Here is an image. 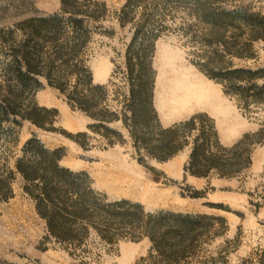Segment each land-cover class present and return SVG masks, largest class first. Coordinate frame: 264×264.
I'll return each instance as SVG.
<instances>
[{
	"label": "rangeland",
	"instance_id": "374dc122",
	"mask_svg": "<svg viewBox=\"0 0 264 264\" xmlns=\"http://www.w3.org/2000/svg\"><path fill=\"white\" fill-rule=\"evenodd\" d=\"M133 1L121 21L126 0H0V94L14 84L7 67L23 42L39 50L43 74L50 70L21 99L23 108L46 109L42 127L0 115V264H166L145 236L108 242L91 232L80 247L49 238L15 168L32 136L62 149L60 165L85 171L108 200L209 216L174 264H264V0ZM75 11L85 22L73 52L56 47L70 39L67 27L62 35L31 27L33 19ZM140 26L158 33L150 57L157 122L140 133L156 140L162 129L197 116L180 130L183 147L165 160L135 143L124 119L125 55L131 43V51L141 49V32L134 39ZM236 69L254 76L226 78ZM211 128L215 136L204 141ZM198 135L220 170L206 163L205 175L186 172Z\"/></svg>",
	"mask_w": 264,
	"mask_h": 264
},
{
	"label": "trees",
	"instance_id": "16d2710c",
	"mask_svg": "<svg viewBox=\"0 0 264 264\" xmlns=\"http://www.w3.org/2000/svg\"><path fill=\"white\" fill-rule=\"evenodd\" d=\"M133 0H126L120 13V20L127 16V10L133 4ZM82 13L71 12L68 17L53 14L47 17H39L31 22L38 23L39 30L44 29L53 34L59 32L62 35L64 27L70 29V39L63 45L56 44L62 49L73 52L78 43L75 40L81 38L85 19ZM30 23V21L28 22ZM141 28V26H140ZM39 32V31H38ZM34 31L36 35L39 33ZM136 34L141 32V48L139 51H131V45L125 55V64L128 71L129 89L126 99V110L129 115L124 116L126 125L131 129V135L135 143H143L148 146L158 160H165L180 150L184 141L181 139L180 130L185 125H193L196 117L162 129L154 138H145L140 133L141 128L150 122H157V114L153 107L154 71L151 68L150 57L153 52V43L158 33L156 28L148 30L136 29ZM57 40L56 35L51 37ZM75 42V45L69 43ZM69 46V47H68ZM74 47V48H73ZM68 48V49H67ZM38 49H30L26 43H22L13 51V64L7 67L8 77L14 82L7 85L0 94V115L8 118L10 115L20 116L33 124L42 127L41 111L44 108H23L21 99L39 84L38 75L50 78V70L43 74L37 63ZM74 54V53H73ZM248 73L249 70L236 69L226 73V78ZM213 78L220 77V73L210 74ZM218 76V77H217ZM241 77V75H240ZM90 83V77H88ZM2 91V92H3ZM71 98V97H70ZM80 102L79 106H82ZM199 117V116H198ZM202 139L207 136H215L212 128L210 133L202 132ZM157 143L150 146L149 140ZM200 135L192 142L186 172L200 176L207 174L210 163L215 164V158L204 150L199 143ZM206 153V154H205ZM160 154V155H159ZM63 156L60 148H47L36 136L30 137L24 144L22 156L16 161L15 168L23 181V191L34 201L38 215L44 219L49 238L63 245L80 247L84 239L94 232L100 239L111 242L119 238L127 237L130 240H138L145 236L151 243L152 250L165 257L166 264H174L176 259L190 251L194 241L199 237L205 227L204 221L210 219L204 214H190L171 211L145 212L141 204L127 199L108 200V198L95 191L85 171H73L60 165ZM203 170V171H200ZM223 170V169H221ZM196 197L197 193L190 195Z\"/></svg>",
	"mask_w": 264,
	"mask_h": 264
}]
</instances>
